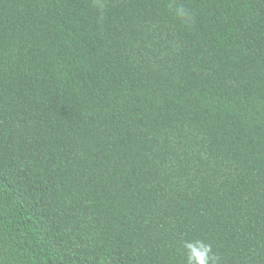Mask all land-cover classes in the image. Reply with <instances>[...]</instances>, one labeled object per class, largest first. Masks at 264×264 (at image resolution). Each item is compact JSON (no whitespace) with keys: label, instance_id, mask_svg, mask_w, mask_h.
Returning <instances> with one entry per match:
<instances>
[{"label":"trees","instance_id":"16d2710c","mask_svg":"<svg viewBox=\"0 0 264 264\" xmlns=\"http://www.w3.org/2000/svg\"><path fill=\"white\" fill-rule=\"evenodd\" d=\"M193 237L264 264V0H0V264Z\"/></svg>","mask_w":264,"mask_h":264},{"label":"clouds","instance_id":"9594fccd","mask_svg":"<svg viewBox=\"0 0 264 264\" xmlns=\"http://www.w3.org/2000/svg\"><path fill=\"white\" fill-rule=\"evenodd\" d=\"M175 16L185 24H190L193 14L185 7L177 6L172 9ZM180 248L184 264H220L221 257L214 252L213 246L205 238L193 237L184 239Z\"/></svg>","mask_w":264,"mask_h":264}]
</instances>
